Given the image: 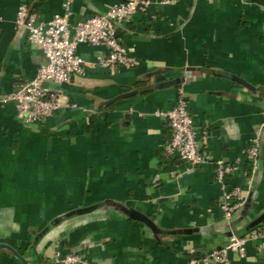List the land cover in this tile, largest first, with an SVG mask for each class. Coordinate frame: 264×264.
<instances>
[{
	"label": "crops",
	"instance_id": "1",
	"mask_svg": "<svg viewBox=\"0 0 264 264\" xmlns=\"http://www.w3.org/2000/svg\"><path fill=\"white\" fill-rule=\"evenodd\" d=\"M22 1L42 21L69 11L74 23L123 0H0V242L27 264H63L68 254L73 264H187L232 234L257 232L244 255L228 251L229 263L264 264V0H150L118 28L138 64L92 67L108 49L79 45L84 73L58 87V111L31 123L16 119L8 98L47 62L15 22ZM180 96L205 158L190 169L166 154L170 129L158 115ZM218 161L237 165L227 183L243 203L231 229ZM0 264L23 263L0 248Z\"/></svg>",
	"mask_w": 264,
	"mask_h": 264
},
{
	"label": "built area",
	"instance_id": "2",
	"mask_svg": "<svg viewBox=\"0 0 264 264\" xmlns=\"http://www.w3.org/2000/svg\"><path fill=\"white\" fill-rule=\"evenodd\" d=\"M149 3L150 0H123L105 13H95L85 20L71 23L69 11L42 21L37 12H29L27 1H22L15 22L25 31L29 43L42 50L47 62L37 67L33 78L18 83L8 94V98L15 101L16 119L21 123L44 121L61 108L58 87L70 83L74 77L83 74L87 67V62L78 53L81 44L103 45L108 49L105 56H99L91 63L92 67L114 69L118 65H137V58L122 45L118 28L128 22L135 12L144 11ZM158 115L170 129V138L164 145L166 154L177 157L188 169L203 164L205 158L200 150L187 100L180 96L171 109L160 110ZM259 137L256 134L245 149L244 156L250 169L256 167L259 159ZM236 169V163L224 161H218L214 166V179L222 193L219 206L229 229L235 212L243 203L240 187L227 183ZM257 236V232L244 236L232 234L227 244L200 257L191 258L187 264H230L228 251L244 255L246 241ZM61 261L63 264H73L78 261V257L68 254Z\"/></svg>",
	"mask_w": 264,
	"mask_h": 264
},
{
	"label": "water",
	"instance_id": "3",
	"mask_svg": "<svg viewBox=\"0 0 264 264\" xmlns=\"http://www.w3.org/2000/svg\"><path fill=\"white\" fill-rule=\"evenodd\" d=\"M213 72L221 73L220 71H216V70L213 71ZM223 74L228 75V74H226V73H223ZM100 204H102V203H100ZM100 204H95V205H92V206H89V207H82V208L74 209V210L69 211L66 215L80 214V213L88 212V211H90V210L96 208V207L99 206ZM121 208H122L126 213H128V214L130 213L129 210H127V209H125V208H123V207H121ZM132 214H133V216L136 217L137 219L142 220L143 222H145V223H147V224L149 223V219H148L146 216H144L143 214L138 213V212H136V211H132ZM66 215H65V216H66ZM50 224H54V222H51ZM0 248L8 249L11 253H13L15 256H17V257L21 260V262H22L23 264H27L25 258H24L21 254H19L18 251H17L14 247H12L11 245H9V244H7V243L0 242Z\"/></svg>",
	"mask_w": 264,
	"mask_h": 264
},
{
	"label": "trees",
	"instance_id": "4",
	"mask_svg": "<svg viewBox=\"0 0 264 264\" xmlns=\"http://www.w3.org/2000/svg\"><path fill=\"white\" fill-rule=\"evenodd\" d=\"M28 8H29V12H30V13L37 12V10H36L35 8H32V7H30V6H29Z\"/></svg>",
	"mask_w": 264,
	"mask_h": 264
}]
</instances>
